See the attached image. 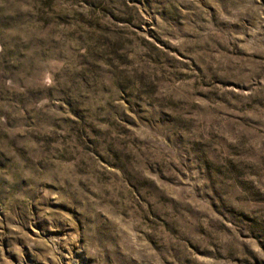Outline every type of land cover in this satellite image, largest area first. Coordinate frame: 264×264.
Listing matches in <instances>:
<instances>
[{"label": "rangeland", "instance_id": "374dc122", "mask_svg": "<svg viewBox=\"0 0 264 264\" xmlns=\"http://www.w3.org/2000/svg\"><path fill=\"white\" fill-rule=\"evenodd\" d=\"M0 264H264V0H0Z\"/></svg>", "mask_w": 264, "mask_h": 264}]
</instances>
